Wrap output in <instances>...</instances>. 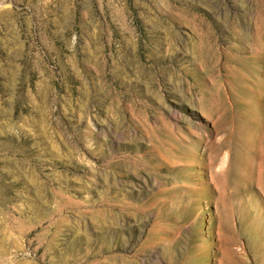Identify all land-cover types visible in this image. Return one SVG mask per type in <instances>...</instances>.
Here are the masks:
<instances>
[{"label":"rangeland","instance_id":"rangeland-1","mask_svg":"<svg viewBox=\"0 0 264 264\" xmlns=\"http://www.w3.org/2000/svg\"><path fill=\"white\" fill-rule=\"evenodd\" d=\"M0 264H264V0H0Z\"/></svg>","mask_w":264,"mask_h":264},{"label":"bare ground","instance_id":"bare-ground-1","mask_svg":"<svg viewBox=\"0 0 264 264\" xmlns=\"http://www.w3.org/2000/svg\"><path fill=\"white\" fill-rule=\"evenodd\" d=\"M70 200V199H69Z\"/></svg>","mask_w":264,"mask_h":264}]
</instances>
